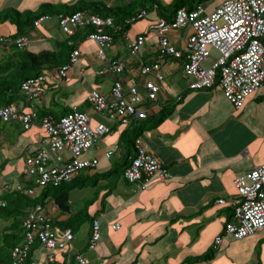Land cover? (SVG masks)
<instances>
[{
	"label": "crops",
	"instance_id": "0c3cea01",
	"mask_svg": "<svg viewBox=\"0 0 264 264\" xmlns=\"http://www.w3.org/2000/svg\"><path fill=\"white\" fill-rule=\"evenodd\" d=\"M81 1L84 0H0V10H37L45 3L73 6ZM86 1L120 8L130 4L152 7L143 0ZM161 1L171 5L175 0ZM213 1L203 4L208 12L220 5ZM159 20L155 11H149L113 38L105 59L98 54L97 42L89 36L83 38L78 44L81 55L66 78L58 80L52 72L46 73L45 91L40 98L29 101L24 95L18 99L20 110L35 111L39 120L29 129L20 121L0 120V198L33 182L25 173V161L29 155L48 149V134L40 124L46 115L51 114L58 121L70 109L77 108L89 113L92 126L106 124L112 129L82 154V159L99 162L95 168L81 170L73 179H88L89 183L71 192L70 212L62 211L53 201L44 207L59 237L64 236L65 229L58 223L85 213L89 219L73 232L74 239L64 249L54 251V261L48 257L50 251L40 246L33 256L34 264H79L80 254L86 264H264V229L243 239L227 235L214 259L193 260L212 251L216 238L229 222L235 221V201L239 196L236 179L264 162V88L251 95L242 108H236L219 85L191 89L192 78L186 76L184 65L192 30H171L169 41L182 56L165 55L159 48L160 35L155 28ZM8 24L11 23L0 25L7 29L0 32V41L12 39L17 31L13 24L8 29ZM25 37L26 49L32 52L52 50L58 41L68 39L59 19L53 17L28 31ZM140 37L145 38V43L133 56L131 44ZM13 45L0 42V61L10 58ZM219 57L212 49L205 66L211 67ZM111 60L123 64L121 73L111 70ZM157 62L165 74L161 91L156 100L145 97L129 123H122L110 112L93 110L89 103L92 91L111 95L117 80L144 91L150 77L142 74V68ZM104 69L107 72L101 73ZM163 106L172 108V113L156 127L144 131L142 137L172 178L157 179L148 188H140L124 176V169L136 152L125 134L144 118L159 114ZM72 160V153L65 151L62 161L54 159L50 165L64 167ZM220 199L226 203H218ZM93 219L100 221L102 233L96 249L89 247ZM115 223L121 227L114 229ZM6 227L9 223L0 221V233Z\"/></svg>",
	"mask_w": 264,
	"mask_h": 264
},
{
	"label": "built area",
	"instance_id": "2783aa9c",
	"mask_svg": "<svg viewBox=\"0 0 264 264\" xmlns=\"http://www.w3.org/2000/svg\"><path fill=\"white\" fill-rule=\"evenodd\" d=\"M147 15L148 12L144 10L127 23L133 24ZM50 18V15L40 17L35 26L42 25ZM114 23L112 17L84 11L60 17L61 29L68 37L91 26L94 30L89 37L98 43V54L102 59L107 58L106 51L113 42V36L107 33L106 29L113 27ZM155 26L160 35V50L165 55L176 57H181L182 53L171 45L168 36L170 31L191 28L192 34L188 39L187 60L184 65L186 76L192 78L191 89L205 90L219 85L227 99L236 108H242L251 95L264 88V0H226L213 12H208L205 5H200L194 10L181 8L174 21L160 19ZM7 42L10 40L1 38V43ZM13 42L19 49H25L27 46L25 36ZM144 43V37L132 42L131 54L136 56ZM212 49L216 50L220 57L214 65L206 67ZM80 55L81 52L76 50L71 56L70 64L52 71L54 77L58 80L66 78L69 69ZM123 68L121 62L111 60V70L121 73ZM107 70L104 69L101 73ZM142 74L150 77L144 84V91L137 86L126 87L122 80L115 82L111 95H106L100 90L92 91L89 101L93 110L98 113L110 112L122 123H129L137 114L138 107L145 97L150 100L157 99L161 91L160 82L165 78L159 63L144 66ZM151 74L154 77L151 78ZM46 80V74H42L23 83L22 90L29 101H35L44 94ZM0 120L20 121L25 129H29L39 117L35 111L25 113L17 104H10L0 106ZM40 124L48 134V149L29 155L25 161V173L40 187L60 186L72 181L81 170L95 168L99 162L97 159H82L81 156L112 131L106 124L92 126L89 113L77 108L59 121L50 116L43 117ZM136 149V157L125 170V177L129 182L138 183L140 188H148L154 180L172 178L171 172L162 167L161 161L152 153L142 136L136 141ZM65 151L72 153L73 160L64 167L51 166L54 159L59 162L63 160ZM1 170L0 166V174ZM235 184L239 193L235 201V221L228 223L225 234L216 238L215 249L222 245L226 234L242 239L264 229V162L252 172L238 177ZM0 188H3L1 182ZM16 189L28 195L34 194V188L29 186H18ZM218 203L225 204L226 201L220 199ZM3 205L5 203L0 200V206ZM23 223L25 239L13 250V264H23L32 246L38 241L46 249L55 251L64 249L74 239L71 229L65 230L63 237L58 236L42 205L29 210ZM120 227L119 223L113 225L114 229ZM101 239V224L96 219L93 223L90 249H96ZM49 259L54 261V255L50 253ZM77 260L79 264L87 263L82 254L77 256Z\"/></svg>",
	"mask_w": 264,
	"mask_h": 264
},
{
	"label": "trees",
	"instance_id": "16d2710c",
	"mask_svg": "<svg viewBox=\"0 0 264 264\" xmlns=\"http://www.w3.org/2000/svg\"><path fill=\"white\" fill-rule=\"evenodd\" d=\"M210 1L211 0H175L171 5H166L161 0H143L144 4H151V8L146 7V5L142 8L135 4H130L126 8L109 7L104 2H90L86 0L73 6L45 3L37 10L21 11L17 8L9 7L0 10V25L4 23L15 25L17 31L12 36V40H15L21 36H25L28 31L34 30L36 27L35 22L44 15L58 18L60 24L61 16L84 11L89 14L112 17L115 22L114 26L107 28L106 31L114 38L129 29L132 24H128L127 21L144 10L147 12L155 11L160 19L172 22L175 20L176 15L181 8L194 10L198 6L209 3ZM93 30L94 29L91 26L80 29L75 35L68 37L67 40L58 41L54 49L42 52H32L28 49H19L18 46L14 44L11 48L13 52L10 58L0 61V106H7L13 103L18 105V99L25 95L22 91V85L28 79L52 72L53 70L70 64L71 56L76 50H78L80 40L89 36ZM218 81L219 80H217V82ZM24 97H26V95ZM73 109L74 108L70 109L68 113L72 112ZM172 111V108L163 106L162 111L159 114L144 118L125 134L128 143H130L136 151L132 156V159L136 157L137 154V139L142 136L144 131L156 127L160 122L167 118ZM46 116L53 115L50 114ZM129 164H127L124 169V175ZM88 183V179H77L63 183L60 186L52 185L40 187L33 181L28 185L29 187L34 188L33 195H28L18 189H13L11 192L3 195L0 199L5 202V205L0 206V221L3 220L9 223V227H6L4 231L0 233V264H13V250L16 246L24 242L25 228L23 219L30 209L39 205L46 207L48 201H53L62 211L70 212L71 192L78 186H87ZM233 216H235V209ZM87 219H89V216L85 213L77 218H71L66 222L58 224L61 226L63 225L65 230L71 229L74 232L79 231ZM95 220L96 219H93L92 221V227ZM58 224H56V226ZM53 226H55V224ZM223 234H225V229ZM226 236L227 234L225 237ZM40 246L41 244L39 241L32 246L30 254L23 264H34L33 256ZM215 255L216 249L213 247L212 251L208 252L203 257H197L193 260L195 261L203 258L206 260H212Z\"/></svg>",
	"mask_w": 264,
	"mask_h": 264
},
{
	"label": "rangeland",
	"instance_id": "374dc122",
	"mask_svg": "<svg viewBox=\"0 0 264 264\" xmlns=\"http://www.w3.org/2000/svg\"><path fill=\"white\" fill-rule=\"evenodd\" d=\"M213 1V0H212ZM226 0H214L212 3H214V4H221V3H223V2H225ZM210 3V2H209ZM149 5H151V4H149ZM151 8V7H150ZM6 26H2L1 28H0V32H4V31H6L7 29L5 28ZM8 29H10V27H12V25L11 24H8Z\"/></svg>",
	"mask_w": 264,
	"mask_h": 264
},
{
	"label": "clouds",
	"instance_id": "9594fccd",
	"mask_svg": "<svg viewBox=\"0 0 264 264\" xmlns=\"http://www.w3.org/2000/svg\"><path fill=\"white\" fill-rule=\"evenodd\" d=\"M14 40V39H13ZM13 40L12 39H10V42H12V43H14L13 42ZM1 42V41H0ZM26 49V48H25ZM23 91V90H22ZM24 93V92H23ZM25 94V93H24ZM28 99V98H27ZM14 104V103H13ZM19 107V106H18ZM125 176V175H124ZM126 178V177H125ZM73 181V180H72ZM71 182V181H70ZM26 187H28V186H26ZM16 189V188H15ZM1 200V199H0ZM4 202V201H3ZM5 203V202H4ZM4 206V205H3ZM33 209V208H32ZM28 213V212H27ZM26 216V215H25ZM25 218V217H24ZM25 237V236H24ZM21 245V244H20ZM42 246V245H41ZM44 247V246H43ZM45 248V247H44ZM50 251V253L51 254H53L54 255V251H51V250H49ZM56 251V250H55ZM49 253V254H50ZM48 257H49V255H48ZM54 257H55V255H54ZM51 261V260H50Z\"/></svg>",
	"mask_w": 264,
	"mask_h": 264
}]
</instances>
